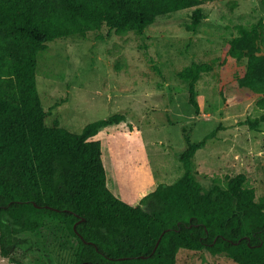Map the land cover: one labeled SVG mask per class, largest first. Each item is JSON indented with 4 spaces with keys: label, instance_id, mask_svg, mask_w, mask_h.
I'll return each mask as SVG.
<instances>
[{
    "label": "trees",
    "instance_id": "trees-1",
    "mask_svg": "<svg viewBox=\"0 0 264 264\" xmlns=\"http://www.w3.org/2000/svg\"><path fill=\"white\" fill-rule=\"evenodd\" d=\"M208 0H0V254L9 257L21 233L35 232L49 219L61 222L77 240L73 264H176L180 248L208 250L238 264H264V194L242 173L213 181L204 191L193 157L217 128L200 140L182 126V174L159 183L136 204L107 185L99 130L117 124L114 112L73 132L58 119L46 122L37 88L38 55L48 42L86 36L104 25L117 34L142 31L157 17L192 9L196 30ZM259 29L242 27L227 56L247 59L237 78L245 96L262 94L264 54ZM213 65L192 61L178 71L188 80V101L196 112V82ZM264 113L241 123L258 129ZM115 192V191H114ZM150 202L146 210L142 204ZM158 241V244L156 245ZM156 246V247H155Z\"/></svg>",
    "mask_w": 264,
    "mask_h": 264
},
{
    "label": "rangeland",
    "instance_id": "rangeland-1",
    "mask_svg": "<svg viewBox=\"0 0 264 264\" xmlns=\"http://www.w3.org/2000/svg\"><path fill=\"white\" fill-rule=\"evenodd\" d=\"M192 9L157 17L142 31L117 34L104 25L84 37L57 38L38 55L37 88L48 124L58 119L79 132L95 119L124 113L95 136L102 143L107 185L124 200L137 195L140 202L159 183L182 174V126L193 140L217 128L193 157L204 191L242 172L256 198L264 194V121L258 129L240 122L264 113L256 104L262 94H242L237 78L247 59L226 54L240 29L252 26L259 29L264 54V0H208L196 30L185 25ZM192 61L213 65L196 82L199 112L188 101V80L178 76ZM142 206L152 208L150 202ZM19 236L9 257L0 254V264H73L77 240L61 222L49 219ZM176 264L238 263L206 249L180 248Z\"/></svg>",
    "mask_w": 264,
    "mask_h": 264
},
{
    "label": "crops",
    "instance_id": "crops-1",
    "mask_svg": "<svg viewBox=\"0 0 264 264\" xmlns=\"http://www.w3.org/2000/svg\"><path fill=\"white\" fill-rule=\"evenodd\" d=\"M97 134H98V133H97ZM97 134H96V135H97ZM96 135H95V136H96ZM95 136H93V138H95ZM107 178H108V174H107ZM125 181H129V180H128V179H125ZM133 195H134V194H133ZM121 196H122V195H121ZM136 196H137V195H136ZM136 196H135V195L133 196V198H134L133 200H130V197H124V196H123V197H124L125 200L128 201L129 203H131V204H136V203H138V200H139V199L137 200Z\"/></svg>",
    "mask_w": 264,
    "mask_h": 264
},
{
    "label": "water",
    "instance_id": "water-1",
    "mask_svg": "<svg viewBox=\"0 0 264 264\" xmlns=\"http://www.w3.org/2000/svg\"><path fill=\"white\" fill-rule=\"evenodd\" d=\"M158 244V241H157V243H156V245ZM156 247V246H155Z\"/></svg>",
    "mask_w": 264,
    "mask_h": 264
}]
</instances>
